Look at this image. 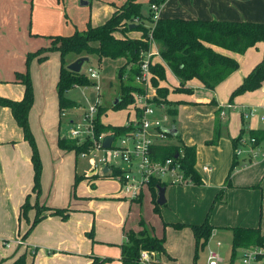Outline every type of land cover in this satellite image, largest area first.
I'll return each instance as SVG.
<instances>
[{
    "label": "crops",
    "instance_id": "crops-1",
    "mask_svg": "<svg viewBox=\"0 0 264 264\" xmlns=\"http://www.w3.org/2000/svg\"><path fill=\"white\" fill-rule=\"evenodd\" d=\"M35 3L36 0H29V2L25 0L22 3L17 0H0L1 96L21 99L24 86L15 82V73L25 71L27 53L50 45V38L40 37L44 33L32 25L31 18L33 19L36 9ZM119 3L120 1L114 2L116 5L122 4ZM114 10V6H105L102 21L98 19L99 21L93 25L103 23ZM47 14L53 16V12ZM157 17L264 22V0H164L158 8ZM75 26L74 31L77 29ZM84 29L85 26L82 24L81 30ZM71 30L69 26H65L56 31L57 33L50 35H69ZM128 35L140 37V32L131 31ZM155 49H157L156 46H154ZM217 49L240 62L242 54ZM256 49L257 51H254ZM261 49L263 54V44L260 42L255 47L247 49L243 54L245 56L241 59L244 61L242 70L230 73L214 89H207L197 79H192L186 83V86L192 88L191 94L172 92L169 94L168 97L171 100L184 101L177 106V111L180 106L198 108L205 105L211 108L205 115L206 121L213 123L217 110H220L219 112L224 110L225 115L219 116L221 120H227L224 130L226 131L224 136L227 138L220 139L217 145L208 146L210 151H219L215 159L213 157L210 159V164L203 165L210 167V170L205 171L202 166V172H199L195 163V168L204 182L203 186H178L175 190L176 207L181 202L180 197H184V201L188 203L195 202L191 198L193 193L204 197L207 204L214 199L224 185L227 169L229 171L232 163L234 150L230 139L237 137L242 128H245L242 135L244 138L246 135L250 136V130L264 129V121L261 117L264 113V82L253 91L235 96L233 102L229 103L231 92L261 60L263 56H261ZM56 52H49L43 61L33 58L29 63L31 81L45 83V87L48 88V90L44 88L47 95L39 103L42 104L41 109H43L40 110L39 116L41 114V123L46 125L43 131L48 135V142L39 139L41 130H38L33 121H30V117L36 114L38 104L35 85H33L35 100L28 114L42 162L41 190L38 196L32 192L31 148L24 140L20 127L15 124L9 108L0 106V264H10L22 252L26 254L25 264H92L95 258H106L107 260L102 264H121V245L125 242V231L137 230L138 221L142 217L138 213L137 201L128 200L121 193V184L115 177L116 180L95 174L90 176L92 173L90 169L84 171L79 167L75 152L61 149L57 144L60 136L56 137L53 129L48 128L47 119L52 120L56 112H59L57 94L56 92L54 94L52 90V82L57 83L60 68ZM76 58L77 56L69 59L67 63ZM121 59L124 63L123 58H117L119 61ZM153 60L162 62L159 55ZM166 78L167 82L174 83L172 84L174 86L179 84L169 68H166ZM212 100L215 103H211ZM229 104L231 107L228 108ZM248 111L252 113L243 115ZM104 118L103 115L104 123L124 125L132 116L129 117L127 111V119L123 123L108 121ZM174 127L179 137V131L175 125ZM180 139L185 144L196 147L193 138ZM198 153L196 148V161L200 159ZM238 160L239 165L231 172V185L225 190L223 203L214 205L213 213L209 218V222L215 228L207 244L210 249L216 248L220 253L223 250L224 241L231 247V232L226 229L228 227L259 226L264 232V153L252 161L243 158ZM77 174L83 177L74 186ZM169 185L171 184L166 183L165 192ZM27 196L30 204L38 202L49 208H67V218L62 219L58 215L51 214L50 210H45L41 213L42 219L27 235H24L36 215L35 208H31L26 217L20 215V206ZM142 199L143 192L138 203H141ZM205 207L203 206L202 211L197 214H191V207H187L182 212H187L188 215L183 216L181 211H177L170 216H164L163 220L157 221L159 226L156 227L145 221L153 227L156 236H162L166 230V253L155 256L161 262L160 264H193L194 237L191 229L183 227L173 230L170 226L164 229L163 224L165 222L201 223L205 219L207 209ZM88 233H91L92 237ZM18 238L23 243L19 244ZM218 241L220 245H217ZM224 250L227 251V249ZM238 252L241 257L242 249Z\"/></svg>",
    "mask_w": 264,
    "mask_h": 264
},
{
    "label": "trees",
    "instance_id": "trees-1",
    "mask_svg": "<svg viewBox=\"0 0 264 264\" xmlns=\"http://www.w3.org/2000/svg\"><path fill=\"white\" fill-rule=\"evenodd\" d=\"M150 4H155L158 8L164 0H149ZM115 10L111 16L103 23L93 25L87 23L84 30H75L69 35H49L51 42L48 47H41L36 51L26 55L24 72H16V81L24 86L21 99L16 100L0 95V106L9 108L13 119L20 127L23 138L31 148V164L33 169L32 192L38 196L40 194L42 164L34 137L29 127L28 114L33 104V88L29 74V63L33 58L43 61L51 51H57L60 55V68L56 83V94L58 99L59 112L74 106V100L66 96V91L73 86H89L95 84L89 76L82 72H73L65 64V57L68 54L91 55L94 54L100 63L102 58L117 59L123 58L124 63L118 68L117 78L120 82V90L112 109H128L134 103L135 95L142 93L143 90L134 84L139 74V63L141 54L148 52L152 43L155 44L158 54L162 59L153 60L149 65L150 84L155 91L152 99L154 103L166 106L165 112L174 117L177 114V106L184 103L182 100H171L169 94L184 93L191 94L192 88L186 86L187 81L197 79L205 88L214 89L230 73L238 68V61L229 54L223 53L217 48L228 50L234 53H244L247 49L255 47L257 43L263 44V56L261 60L244 76L242 82L231 92L229 103L233 98L247 91L259 88L264 82V22L256 21H235V20H203V19H184L180 17H158L153 18L154 12L150 10L147 16L142 14L141 3L137 0H124L120 5L113 3ZM150 22L149 26L143 24V20ZM130 25H133L130 28ZM140 32V37H130L131 31ZM154 57V56H153ZM98 63V65H99ZM166 68H169L173 75L178 79L179 84L171 85V91L166 78ZM127 75V77H126ZM133 81V82H132ZM165 82V84H163ZM215 103L214 100L211 103ZM106 108L99 106L95 118L94 137L113 135L117 138L124 135L131 129V124L115 125L100 121V115ZM138 111V110H136ZM220 110L215 111V126L213 137L207 144H216L221 137L222 127L225 129L227 120H221ZM130 111H128L129 113ZM135 116H139L136 112ZM224 124V126H223ZM174 126V125H173ZM245 132L242 128L240 134L231 138L233 150L239 145V140ZM249 135L260 143L264 139V129L250 130ZM174 138L175 142L159 143L152 148V158L164 160L168 157L177 158L180 162L186 183L203 185L204 182L195 168L196 147L182 142L177 132L167 135ZM58 146L66 151H74L79 156L80 153H87L94 144L92 140L79 142L74 138L65 136L59 137ZM239 165V160L233 151L232 163L226 175L224 185L216 194L214 201H222L225 190L231 185V172ZM121 174V170L114 169L101 177H115ZM83 176L76 175L74 186ZM165 187L166 183L157 179L150 180L148 190L151 194L153 209L158 211L157 191L160 187ZM142 193L135 199L140 202ZM35 208L36 215L24 235H27L32 228L42 219L41 213L50 210L51 214L58 215L62 219L68 216L67 208H49L39 205L38 202L30 204L27 196L24 203L20 206V215L26 217L27 212ZM209 212L204 221L195 224L183 222H165L181 229L189 227L194 237V256L193 264H196L197 252L203 249L215 228L208 220ZM139 230L128 229L125 231V242L121 245V264H160L155 258L156 254L166 253L165 234L156 236L152 226L140 218L138 221ZM231 232V253L229 264H233L239 249L264 246V232L259 226H232L226 228ZM92 237L91 233H88ZM142 251L149 252V260H140ZM26 254L20 253L10 264H25ZM105 259L95 258L92 264H102Z\"/></svg>",
    "mask_w": 264,
    "mask_h": 264
},
{
    "label": "rangeland",
    "instance_id": "rangeland-1",
    "mask_svg": "<svg viewBox=\"0 0 264 264\" xmlns=\"http://www.w3.org/2000/svg\"><path fill=\"white\" fill-rule=\"evenodd\" d=\"M19 3L24 2L25 0H17ZM29 2V0H27ZM82 1H88L89 3L87 4H81ZM120 3L123 2V0H36V9L34 11V16L32 20V25L38 29L41 33H44L40 35L43 39H47L48 36L51 33H57L59 29L64 28L65 26H69L71 28V32L74 31V25L75 27L79 30L82 29V24L86 27V22L89 21L91 24H94L95 22L102 21V16H103V8L105 6L111 7L113 6L114 2ZM138 2L141 3V10L144 14V16H147L150 12V3L149 0H137ZM119 3V4H120ZM51 8V10H50ZM48 12H53V16L48 15ZM82 15V16H81ZM143 24L145 26H149L150 22H148L146 19L143 20ZM64 31V30H63ZM132 32H138V31H132ZM69 34V32L67 33ZM153 47V46H152ZM157 50V49H155ZM228 51V50H227ZM254 51H257L254 50ZM158 52V50H157ZM57 54V60L60 62V57L59 53L56 52ZM240 54V53H239ZM240 57V62L238 65V68L235 71H241L243 68V62L241 59L244 53H241ZM262 49H261V56H262ZM87 57V55H75V54H68L65 57V64L66 66L69 64L67 63L69 59L76 57ZM157 55H155L152 58H155ZM76 58V59H77ZM89 60L85 61L82 65L81 71L86 73L89 76V69L93 68L97 72V78L92 79L95 81L99 88L96 89L95 84L89 85V86H73L76 88H71L68 91H66V96L71 97L74 99V106L67 108L64 110L65 115L61 116V113L57 111L54 118L52 120L47 119L46 123H48V128L53 129L54 135L56 137L60 136H65L67 138H71L69 134V125L71 122H74L77 120L79 117L82 116L83 111L85 108H87L90 104L95 103L98 100V105L106 108V110L100 115V121L103 122V115L104 119L108 121H114L116 123H123L127 119V111L129 112V117L132 116L130 120H128L126 123L130 124L134 120V115L135 111L133 112L132 110V105L128 107V109L121 108V109H112L111 105L113 101L118 98V93L120 90V82L119 79L117 78V71L119 66L123 63V60L121 61L117 59H108V58H102L100 63L98 62L96 56L94 54H91L88 56ZM261 58V57H260ZM75 59V60H76ZM74 61V60H73ZM71 61V62H73ZM258 61V60H257ZM70 62V63H71ZM99 63V65H98ZM60 65V64H59ZM250 70V68H249ZM248 71V70H247ZM30 74V73H29ZM127 77V75H126ZM31 79V77H30ZM133 82V81H132ZM56 82H52V90L55 94L56 92ZM32 88H33V95L35 97V92H34V86H36L37 89V107H36V114L33 117H30V121H33L34 125L38 130H41V135L39 136V139L43 140L44 142H48V135L44 133L43 129H45L46 125L41 123V114L39 116V112L42 107V104H39L40 101L46 97L47 92L46 89L48 88L45 87V83L41 84V82H32ZM134 84L138 85L139 87L142 88L144 94L149 95V99L151 102L152 99L155 96L154 89L151 86V84H148L145 86L144 84L139 85L135 79ZM165 84V82L163 83ZM166 84L170 85L169 90L171 91V85L174 84L172 82H167ZM174 86V85H172ZM46 88V89H44ZM263 90V89H262ZM52 92V93H53ZM139 94V93H138ZM50 96V94H48ZM137 95V94H136ZM72 99V100H73ZM35 100V98L33 99ZM78 102H76V101ZM34 102V101H33ZM154 103V102H153ZM157 106H163V114L168 117L167 123H170L172 126L175 125L179 131V138L182 139H194V143L196 144V148H198L199 151V157L198 161H196V166L199 168V172H202L201 168L203 165H208L210 164V159L212 157L215 159L216 156H218L219 151H210V147L212 145H217L219 143L220 139L227 138L226 136V131L222 127V134L221 137L219 138L218 142L216 144H207V141H209L213 137L214 133V126H215V119L213 120V123L210 122L209 120L206 121L205 115L207 111L211 108L209 106L203 105L202 107H186V106H180L178 108L177 114L172 117L165 112L166 106L163 104H157L154 103ZM98 106V107H99ZM33 107V104H32ZM31 107V109H32ZM30 109V110H31ZM98 111V110H97ZM62 112V111H61ZM107 112V113H106ZM107 114V116L105 115ZM209 113V112H208ZM96 115H93L92 119L88 122V125L90 124L92 126L93 134H94V128L96 125ZM225 118V117H224ZM28 121H29V116H28ZM202 121H204L202 123ZM15 122V120H14ZM104 123V122H103ZM16 124V122H15ZM17 125V124H16ZM18 126V125H17ZM224 126V124H223ZM19 127V126H18ZM30 127V124H29ZM229 127V126H228ZM31 130V127H30ZM32 132V130H31ZM23 135V133H22ZM33 135V132H32ZM34 137V135H33ZM103 137V134L99 135V139ZM247 138V135H246ZM78 139V138H77ZM76 139V140H77ZM86 140H89V137L86 138ZM34 141L36 143L35 137ZM164 143L167 142H175L174 138H167L163 141ZM37 146V143H36ZM38 149V146H37ZM39 153V150H38ZM40 155V154H39ZM101 155V151H98L96 154V158ZM221 156V155H220ZM237 158H241L240 156ZM41 159V157H40ZM94 159L92 155H86L85 157H81L77 155V161H78V166L84 169V171H87L90 169V160ZM222 159V157H221ZM42 164V162H41ZM229 168V167H228ZM228 172V169H227ZM115 179L114 177H112ZM116 180V179H115ZM193 186L194 184L192 183H185V184H171L168 186V190L165 192V199L166 203L162 204L159 206L158 211H155L153 209V203L151 202L150 199V192L147 187H143V199L141 203L136 204L138 208V213L141 215L144 221H147L151 223L154 227L159 224H157V221L163 220L164 216H170L171 214H175L177 211H181L180 213L184 215H188L187 212H182V210H186L187 207H191V214H197L202 211L203 206L206 209L205 211V217L207 213L209 212V217L213 213L214 210V205L216 203H223V200L220 201H214V199H211L208 204L206 203V200H204V197H201L200 195H197L196 193L191 194L192 200L195 202L193 203H188L187 201H184V197H180L181 202L179 203V206L176 207L175 204V198H176V193L175 190L178 188V186ZM177 186V187H173ZM196 187H202L203 185H194ZM225 194V193H224ZM215 197V196H214ZM213 197V198H214ZM128 200H131L129 197H127ZM225 198V195L223 196V199ZM40 205V204H39ZM37 210V209H35ZM148 224V223H146ZM164 225V224H163ZM167 226L170 225H164V229L167 228ZM172 227V226H170ZM173 230H178L177 228L172 227ZM182 229V228H181ZM139 228L135 231H138ZM155 234V233H154ZM164 234H166V230H164ZM19 244H21V239L18 238ZM223 250L221 251V256L223 257V262L220 264H229L230 260V253L231 249L229 246H227V242H223ZM224 249H227L224 250ZM210 250L209 244H207L203 249L198 250L197 252V258H196V264H205L206 260V255L207 252ZM193 263V262H192ZM240 263V253L237 252L235 261L233 264H239Z\"/></svg>",
    "mask_w": 264,
    "mask_h": 264
},
{
    "label": "built area",
    "instance_id": "built-area-1",
    "mask_svg": "<svg viewBox=\"0 0 264 264\" xmlns=\"http://www.w3.org/2000/svg\"><path fill=\"white\" fill-rule=\"evenodd\" d=\"M150 10L154 12L153 18L157 19L158 7L155 4H150ZM153 46V47H152ZM155 44L152 43L148 52L141 54L139 63V74L136 81L139 85L150 84L149 65L151 58L154 55H159L157 50H154ZM97 72L89 69V78H97ZM96 89L99 88L95 82ZM98 100L90 104L74 122L69 125V134L71 138L83 142L89 137L93 141V148L87 153H80L79 156L85 157L92 155L90 171L95 175L102 174L104 166L109 168L108 172L114 169L121 170V174L115 176L120 182V191L131 200L137 198L143 190V187L148 188L150 180L157 179L161 182L170 184H185L183 171L180 162L177 158L168 157L164 160H155L152 158V148L156 144L164 143L167 138V133L164 129L171 128L170 123H167L168 117L163 114V106H157L150 101L149 95L139 93L135 95L134 103L132 104L133 112H138L139 116L134 115V120L130 123L131 129L128 133L120 135L117 138L113 137L109 148H103V138L96 139L93 134L92 126L88 122L98 110ZM231 105H228V108ZM138 110V111H136ZM252 111L244 112L243 115H250ZM64 110L61 116H64ZM221 117L225 115L224 110L220 112ZM264 121V113L262 114ZM128 125V123H126ZM98 151L101 155L96 158ZM236 157H241L244 160H255L260 154L264 153V139L258 143L255 138L249 136L240 138L239 145L235 148ZM205 171H209L210 167L203 166ZM107 172V173H108ZM19 243V242H18ZM20 243H23L22 241ZM220 245V242H217ZM149 252L142 251L140 260H149ZM223 262L221 253L216 248H212L207 252L206 264H220ZM240 264H264V246H252L242 249Z\"/></svg>",
    "mask_w": 264,
    "mask_h": 264
},
{
    "label": "water",
    "instance_id": "water-1",
    "mask_svg": "<svg viewBox=\"0 0 264 264\" xmlns=\"http://www.w3.org/2000/svg\"><path fill=\"white\" fill-rule=\"evenodd\" d=\"M86 3H87V1L81 2V4H86ZM132 27H133V25H130V28H132ZM85 61H88V57H86V56L85 57H79L76 60H74L73 62L69 63L67 65V68L73 72H80L81 66ZM116 101H117V98L113 101V103H115ZM164 130L167 134L176 132V129L174 126H172L171 128H166ZM112 140H113V135L105 136L103 138L102 147L103 148H109ZM108 171H109V168L107 166H104L102 169V174H106ZM91 175H93V173H90V176ZM156 201L159 205H162L165 203V201H166L165 200V187L162 186V187L158 188Z\"/></svg>",
    "mask_w": 264,
    "mask_h": 264
}]
</instances>
